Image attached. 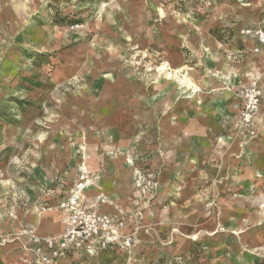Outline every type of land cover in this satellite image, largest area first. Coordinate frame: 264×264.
I'll return each instance as SVG.
<instances>
[{"label": "rangeland", "instance_id": "374dc122", "mask_svg": "<svg viewBox=\"0 0 264 264\" xmlns=\"http://www.w3.org/2000/svg\"><path fill=\"white\" fill-rule=\"evenodd\" d=\"M249 29L264 31V0H0V247L57 218L86 170L137 243L65 264H264Z\"/></svg>", "mask_w": 264, "mask_h": 264}, {"label": "built area", "instance_id": "2783aa9c", "mask_svg": "<svg viewBox=\"0 0 264 264\" xmlns=\"http://www.w3.org/2000/svg\"><path fill=\"white\" fill-rule=\"evenodd\" d=\"M264 44V31L247 30ZM245 98L241 118L248 127L260 111L258 82L241 89ZM94 180L82 170L70 191L60 200L57 211L64 212L63 230L58 234H43L33 225H23L13 241L20 255L12 264H63L79 255H95L112 248L131 249L136 246V232L130 229L126 211H102L111 204L104 194H90Z\"/></svg>", "mask_w": 264, "mask_h": 264}, {"label": "crops", "instance_id": "0c3cea01", "mask_svg": "<svg viewBox=\"0 0 264 264\" xmlns=\"http://www.w3.org/2000/svg\"><path fill=\"white\" fill-rule=\"evenodd\" d=\"M93 195V193L91 194ZM102 211H112L115 210L114 207L111 205H103L101 206ZM57 213L58 217L55 218L54 213L49 216V220L45 221L44 223L37 226L39 232L43 234H58L63 230V221L65 218L64 212H55ZM16 251L13 249L8 250L6 248L0 247V264H12L13 260L16 259L20 255L19 246L16 244ZM73 258H76L73 257ZM65 264V262L63 263Z\"/></svg>", "mask_w": 264, "mask_h": 264}, {"label": "bare ground", "instance_id": "6f19581e", "mask_svg": "<svg viewBox=\"0 0 264 264\" xmlns=\"http://www.w3.org/2000/svg\"><path fill=\"white\" fill-rule=\"evenodd\" d=\"M168 64L167 65H163L161 68H160V70H162V71H166L167 69H168ZM161 72V71H160ZM176 72V77L177 78H179L180 79V82L181 83H183V84H186V85H188V86H194L195 88H196V91H198L200 88H199V86L191 79V78H189L187 75H184L182 78H180V77H178V74L180 73V72H183L182 70H176L175 71ZM165 73V72H164ZM167 75V74H166ZM168 75H169V77L171 76V75H173V73H168ZM195 90V89H194ZM56 215H57V213H55ZM58 216V215H57Z\"/></svg>", "mask_w": 264, "mask_h": 264}]
</instances>
